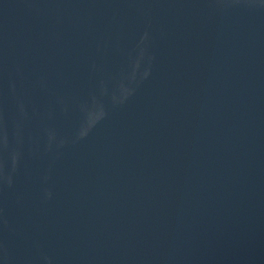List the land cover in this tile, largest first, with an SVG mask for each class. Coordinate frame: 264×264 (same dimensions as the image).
I'll return each mask as SVG.
<instances>
[{"label": "water", "instance_id": "95a60500", "mask_svg": "<svg viewBox=\"0 0 264 264\" xmlns=\"http://www.w3.org/2000/svg\"><path fill=\"white\" fill-rule=\"evenodd\" d=\"M0 264H264V0H0Z\"/></svg>", "mask_w": 264, "mask_h": 264}]
</instances>
